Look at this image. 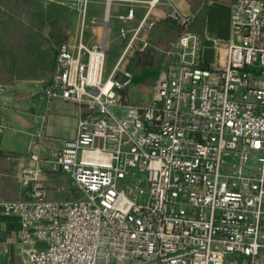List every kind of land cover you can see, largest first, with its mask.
Here are the masks:
<instances>
[{
  "label": "built area",
  "instance_id": "2783aa9c",
  "mask_svg": "<svg viewBox=\"0 0 264 264\" xmlns=\"http://www.w3.org/2000/svg\"><path fill=\"white\" fill-rule=\"evenodd\" d=\"M86 1L72 5L91 43L62 42L42 83L48 100L78 104L73 138L50 160L77 195L47 198L30 152L19 176L29 195L0 202L19 221L20 264H264V0L230 3L209 62L193 16L168 13L185 32L137 103L120 61L104 76L108 19L86 20Z\"/></svg>",
  "mask_w": 264,
  "mask_h": 264
},
{
  "label": "crops",
  "instance_id": "0c3cea01",
  "mask_svg": "<svg viewBox=\"0 0 264 264\" xmlns=\"http://www.w3.org/2000/svg\"><path fill=\"white\" fill-rule=\"evenodd\" d=\"M52 1L42 2L45 4V14L47 3L51 5ZM231 1L87 0L85 19L95 18L101 22L107 15L106 49L114 48L115 66L133 46L140 52L136 58H130L132 61L142 55V59L146 57L152 62L158 58L156 62L159 63V57L162 55L154 48L161 49L162 46L173 43L168 39V25L178 29L181 27L168 13L176 11L182 16L192 15L190 31L206 36L201 55L204 62H209L215 57L211 38L228 36ZM129 7L133 8V18L122 23L118 15L126 12ZM32 13L36 15L33 9L32 12L28 11L29 17ZM10 14V9L5 4H0V16ZM144 19L153 20V25L148 27L141 23ZM21 21L10 23L13 27L11 29L27 33L17 43L12 42V46L5 42L0 44V80H3L0 81V202L29 195L28 190L21 186L19 176L23 166L32 163V150L40 153L43 158L42 177L47 188V198H70V192L77 195L70 177L59 168L53 169L50 160L53 152L60 150L66 140L73 138L78 104L61 99L48 100L44 96L42 83L49 80L53 74L57 50L55 54L46 55L45 46L38 47L36 42V32L40 26L27 17ZM81 23V12L72 6L65 13L64 23L59 29L63 35L60 44L65 41L75 42L81 33L83 40L91 43L93 36L89 25L82 29ZM45 24L41 25L39 30L51 31V25ZM122 24L127 29L125 36L119 34ZM143 42L146 46L140 49ZM173 45L174 43L171 48ZM11 47L15 50H11ZM169 50H163L165 57L176 58V55L167 53ZM137 102L140 101L134 103ZM18 222L16 216H6L0 208V264H20L22 261V254L18 249Z\"/></svg>",
  "mask_w": 264,
  "mask_h": 264
},
{
  "label": "rangeland",
  "instance_id": "374dc122",
  "mask_svg": "<svg viewBox=\"0 0 264 264\" xmlns=\"http://www.w3.org/2000/svg\"><path fill=\"white\" fill-rule=\"evenodd\" d=\"M45 0H0V4H5L12 14L10 15H1L0 16V44L5 42L8 45L12 46V42L17 43L22 36H24L27 32L17 29H11L12 25L10 23L14 22H22L21 19L24 17L30 18L31 22H34L38 26H43L45 23L51 25V31H44L39 30L36 32V42L38 47H44L46 50V55L55 54V51L58 48V45L60 44V41L62 40V32L59 31L62 24L65 20V13L72 8V2L75 0H53L50 4L47 3L46 5V11L47 14L44 12L43 4L42 2ZM225 1V0H220ZM233 1V0H232ZM231 1V2H232ZM33 9L36 11V15L31 14L29 17L28 11L32 12ZM46 25V24H45ZM16 28V27H15ZM43 28V27H42ZM169 30V40L172 41L174 44L177 42L178 37H180L185 31L182 27L180 29L176 28V26H173L171 24L168 25ZM188 30H190V26H188ZM46 32V34H45ZM29 33V32H28ZM45 35V36H44ZM45 38V39H44ZM43 39L45 41H43ZM172 43V44H173ZM171 44V45H172ZM170 44H166L162 46L161 49H156L157 52H159L162 57H159V63L156 62L158 58L154 59L153 63H150L148 65L143 64L142 62H136L132 61L130 58L134 56L136 58L137 54L140 52L137 47L133 46L130 47L125 55L123 56L119 66L121 68H127L131 71L132 75L135 71L140 70L141 68L145 67V65L148 67L156 66L158 69H161L164 65L167 64L169 60H171V57H165V50H169L171 48ZM11 50H15L14 47L10 48ZM162 50V51H161ZM164 50V51H163ZM1 51V50H0ZM106 59H105V65H104V76H106L110 71L114 64V48H108L106 49ZM165 54V55H164ZM171 55V54H170ZM164 58V59H163ZM163 59V60H162ZM1 68V67H0ZM159 73V72H158ZM157 73V75H158ZM155 76L154 80L147 79L144 82L142 81H136L131 82V84L125 89V95L128 102L134 103L135 101H143L145 100L151 93L153 83L157 77ZM145 78H151L153 77L152 72H146ZM3 81V80H0ZM1 85V84H0ZM143 177V176H141ZM142 185L146 186L145 180L142 181ZM75 195L70 192L69 197H74Z\"/></svg>",
  "mask_w": 264,
  "mask_h": 264
},
{
  "label": "trees",
  "instance_id": "16d2710c",
  "mask_svg": "<svg viewBox=\"0 0 264 264\" xmlns=\"http://www.w3.org/2000/svg\"><path fill=\"white\" fill-rule=\"evenodd\" d=\"M136 60V62H142L143 64H146V65H148V64H150V63H153L151 60H147V58L145 57V59H142V55H139V57L137 58V59H135ZM145 65V67H143V68H141L140 70H138V71H135L134 73H133V78H132V81L133 82H136V81H142V82H144L145 80H147V79H152V80H154V78H155V76L157 75V71H158V68L156 67V66H152V67H147ZM146 72H152L153 73V77H151V78H145L144 76H145V74H146Z\"/></svg>",
  "mask_w": 264,
  "mask_h": 264
}]
</instances>
